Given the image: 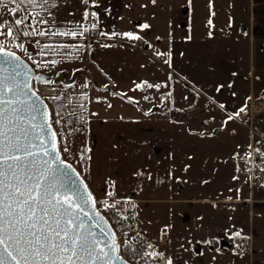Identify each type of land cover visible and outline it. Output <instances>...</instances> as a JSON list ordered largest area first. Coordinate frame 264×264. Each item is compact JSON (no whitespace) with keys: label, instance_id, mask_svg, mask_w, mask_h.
Returning <instances> with one entry per match:
<instances>
[{"label":"crops","instance_id":"1","mask_svg":"<svg viewBox=\"0 0 264 264\" xmlns=\"http://www.w3.org/2000/svg\"><path fill=\"white\" fill-rule=\"evenodd\" d=\"M164 5L169 11L163 23L164 37H161L168 43H180L181 71L171 65L170 47L163 51L150 43L152 38L136 34L147 39L149 50L155 55L163 53L157 56L229 110L237 112L236 109L248 105L251 99H264V0H166ZM150 17L154 23L155 16ZM116 36L128 38L121 34ZM117 47L110 46L104 52L106 60L102 58L99 63L104 73L103 80L100 79L102 87L111 88L109 91L118 96L113 95L114 99L108 100L111 107L101 104L93 109L86 124L88 146L82 178L93 197L100 199L113 193L119 198L132 199L135 204H172L187 200L186 193L208 190V196L192 200L229 205L226 212L234 213L236 222L231 225L238 230L227 238L230 240L235 232H240L241 238L247 237L248 248L244 255L248 264H264V192L257 194L263 188L253 194L249 191V196L240 199L248 207H240L239 213L238 182L225 176L226 172L230 173L225 169L222 148L218 150L217 160H210L209 165L214 174L224 166L222 173L228 184L225 195L220 189L223 174L208 178L213 180V187L205 183L204 154L210 151L207 141L226 129L194 130L172 120L167 107V113L161 109V103L166 106V70L140 52ZM145 82L152 87L145 86ZM228 123L231 121L222 124ZM228 131L232 133L234 129ZM226 142L232 155L231 141ZM232 188L236 189L233 197L229 195ZM200 213L198 210L197 217ZM243 219H247L248 227H242Z\"/></svg>","mask_w":264,"mask_h":264},{"label":"rangeland","instance_id":"2","mask_svg":"<svg viewBox=\"0 0 264 264\" xmlns=\"http://www.w3.org/2000/svg\"><path fill=\"white\" fill-rule=\"evenodd\" d=\"M40 2L42 3V0ZM165 2L166 0H156L155 4H153L152 0H102L94 10L96 13V25L101 28L102 33L108 35H112V33L123 35V33L132 32L135 35L142 34L152 38L149 40L150 43L163 51L170 47L168 50L171 51L173 57V61H170L171 65L181 71L180 43L176 41L175 43H168L163 38L164 35H162L164 33L163 23L169 11L164 5ZM26 6L30 11L31 26L35 33L44 31L47 35L41 36L44 38L42 45L35 41L24 45L23 48H19L15 46V42L9 44L10 37L7 40V44H9V48L16 51L22 49L29 51L32 58L38 59L40 57L51 62L47 67H40L32 59V67L37 72L53 77L62 72L66 73L68 77L76 76L75 82L68 87L52 83L51 85L55 86L57 91L59 90L58 93H50L52 95L42 93L39 86L40 83L33 81L32 87L49 105L50 122L57 134V146L60 149L62 159L71 164L83 177L85 175V154L88 146L87 121L93 114V109H96L101 104H105L108 107V100L111 97L114 99L113 95L118 96V93L112 94L109 91L111 88L102 87L100 83V79L103 80L104 73L102 64L99 62L104 58V52H107L112 45L94 42L87 44L72 39L74 35L70 33L79 32L80 28L85 24L84 0H49V3L43 7L28 4ZM151 14L155 16L154 23L151 20ZM40 20H47L48 23L41 24L39 23ZM0 23H4L1 17ZM144 24H148L150 27L145 29L143 28ZM60 32L69 34L59 35ZM104 45L108 46L105 47ZM53 61L56 63L53 64ZM62 94L68 95L70 97L69 101H66V104L62 102L63 108L59 109L61 112L56 110L53 115L52 110L55 111L53 107L54 101L60 100ZM54 97L55 99H53ZM83 97L86 103L78 102ZM139 104L136 103V105ZM248 105H246V109ZM161 109L166 111L164 102L161 103ZM245 112L239 117L246 121ZM54 116L56 117L54 118ZM77 123L80 124L78 125ZM183 123L194 130L201 129L198 124ZM221 128L226 130L215 134L212 139L207 141L210 151L206 150V155L204 154L207 165L205 171L207 181L205 183L207 186L211 185L213 187V180H208L214 174L213 168L209 164L210 160L214 158L217 160L218 150L220 151L219 148H222V156L226 158L227 164L225 169L230 173L226 172L225 176L237 177L234 180L238 182L237 189L239 191L236 193V189L232 188L229 191V195L233 197L236 193V197L239 199L237 203H241L237 204V209L240 213L241 208L248 207V204L240 201V199L249 196V188L243 173L237 166V161L246 152L245 147L248 145V135L245 127L236 121H231L226 126L222 125ZM230 128H233L234 132L230 133L228 131ZM227 140L231 141L232 152L236 155L233 153L231 155L229 152L230 148L225 146L224 143H227ZM65 146L69 148L68 152L63 151ZM81 156L84 159H81ZM223 170L224 166L220 172L217 169L214 175L220 173L221 176L223 174L221 177L223 183L220 189L224 196V191H226L225 188L228 184L224 182ZM216 184L219 185V183ZM263 189L259 190L257 194L263 193ZM208 192V190L204 191L203 189L202 191L189 192L184 195L188 197L186 198L187 200H180L172 204L136 203V219L140 231L151 242L159 246L160 251L164 253L165 259L171 257L174 264H248V258L244 255L248 248L247 241L236 236H232L230 240L227 238L231 232L238 230L231 225L236 222L234 213L226 212L229 209L227 207L230 206L214 204V201L209 200H192L193 198L203 199L204 196H208ZM215 193L219 192L215 191ZM198 210L201 213L197 217ZM237 218L240 222V216H237ZM243 220L245 222L242 227H248L247 219ZM239 222L238 225L240 224ZM166 225L170 227L165 229ZM161 235L165 236L163 241L161 240ZM211 236L214 239L210 240ZM206 238L210 239L207 240ZM237 239L239 240L238 244L236 242ZM237 245L240 247L237 248Z\"/></svg>","mask_w":264,"mask_h":264},{"label":"snow or ice","instance_id":"3","mask_svg":"<svg viewBox=\"0 0 264 264\" xmlns=\"http://www.w3.org/2000/svg\"><path fill=\"white\" fill-rule=\"evenodd\" d=\"M9 2L15 6L8 11L17 13L21 4L43 7L49 0H42V3L40 0ZM84 2L87 4L88 0ZM155 2L156 0H152L153 4ZM0 8H7L5 0H0ZM91 15L96 16V13L93 12ZM84 16L87 18L89 13L85 11ZM27 19L28 17L16 19L14 23L16 26H22ZM39 23L46 24L48 21L40 20ZM95 27L93 24V28ZM149 27L148 24L143 25L145 29ZM36 34L47 35L44 31ZM66 34L69 33H59ZM70 34L82 35L76 32ZM23 35L28 36L29 32L24 31ZM123 35L130 39H141L132 32ZM0 37L6 39L10 37L9 44L18 39L13 28L4 23H0ZM9 44L0 40V264H114L115 261L126 264L117 254L120 246L115 240L114 233H109L110 242H105L101 247L98 236L103 237L105 234V228L102 226L105 221L94 211L97 201L87 190V185L81 190L80 182L72 178L71 173L74 169L60 158L57 134L52 132V138H47L51 125L47 122V112L37 107L39 98L31 103L28 100H21L22 96L30 99L36 93L31 91L27 81L18 80L21 75L20 57L10 50ZM15 46L23 48L22 43ZM157 55L161 56L163 53ZM168 55L170 56V53ZM55 63L53 61V64ZM145 86L152 87L146 82ZM155 87L159 88L160 85ZM220 107L225 106L221 104ZM246 107V105L241 107L235 116L244 113ZM34 113L39 114V123H34L37 120ZM233 118L232 115L227 117L228 120ZM63 151L68 152L69 148L65 146ZM81 159L84 157L81 156ZM61 165L64 166L63 170L60 168ZM185 170L187 171V167ZM104 206L115 207V204L105 203ZM93 221L94 226L99 229L98 234L92 231ZM168 227L170 226L166 225L165 229ZM234 235L240 237L241 233L235 232ZM146 247L153 246L148 244ZM239 247L237 245V248ZM132 255L164 257L163 252L135 250ZM165 264H174L173 259L167 257Z\"/></svg>","mask_w":264,"mask_h":264},{"label":"built area","instance_id":"4","mask_svg":"<svg viewBox=\"0 0 264 264\" xmlns=\"http://www.w3.org/2000/svg\"><path fill=\"white\" fill-rule=\"evenodd\" d=\"M5 2L7 3V8H0V17L6 25L13 28L18 36V39L12 42L16 44L22 43L24 46L36 41L39 45H42V40H44V38L33 31L30 11L26 4H21L20 10L17 13H11L8 10L15 5L9 2V0H5ZM101 2L102 0H95V2H93V0H88L87 4H85V11L89 13V16L85 18V24L80 28V31L77 32L78 34L82 33V35H75L72 39L87 44L91 42L106 43L112 46L128 48L140 52L160 64V66L166 70L168 76L166 107L170 118L174 121L195 123L203 130H216L222 127V123L228 120L227 117L229 115H232L234 118L231 121H236L245 127L249 140L248 150L246 154L238 160L237 166L246 176L247 185L251 194H253L255 190L264 188V179L260 178L264 177V171H261V169H264V99L257 101H253V99L250 100L245 112L247 117L246 121L239 116H235L236 112L229 110L227 107L221 108V103L217 101L215 97L149 50L147 47L148 42L145 37L139 35L141 39H130L116 35H101L100 33H102V30L96 25V17L91 15ZM24 17H28L25 23L22 26H16L14 21ZM93 24L96 25L95 28H93ZM24 31H28L29 35L24 36ZM10 50L18 53L31 66H33L32 59L40 67H47L51 63L40 57L38 59L32 58L30 52L24 51L23 49L16 51L10 48ZM43 84L53 87V94L59 92V90H56L55 86L51 85L52 83ZM248 169H251V171H248ZM95 199L97 201L95 209L103 215L106 222L113 230L115 240L120 246L118 254L122 259L128 264H165V257L152 258L132 255L134 250L149 253L161 252L159 246L151 242L140 231L137 225L136 204L134 200L119 198L115 194L112 196L107 194L103 198ZM105 203L108 205L115 204V207L106 208L104 206ZM164 239L165 236L161 235V240L163 241ZM236 242L238 244L239 240L237 239ZM148 244H151L153 247L147 248L146 246Z\"/></svg>","mask_w":264,"mask_h":264},{"label":"water","instance_id":"5","mask_svg":"<svg viewBox=\"0 0 264 264\" xmlns=\"http://www.w3.org/2000/svg\"><path fill=\"white\" fill-rule=\"evenodd\" d=\"M13 52H15V51H13ZM16 55L20 57L19 64L21 66V75L18 77V80H20L21 82L27 81L31 91L36 93V95L30 97V99L22 96L21 100H28V102L31 103L32 101H37V98H39L38 103H37V107L40 108L42 111L47 112V114H48L47 122L51 125L49 105H48L47 101L39 93H37L33 89V87H32L33 81L36 83H46V84L55 83V84H62L63 86H71L75 82L76 76L68 77L66 73L62 72V73L57 74L55 77H53V76L47 75L45 73L35 72V70L32 68V66L27 61H25L18 53H16ZM25 111H27V110H25ZM34 115H37V120L34 121V123H39V114L34 113ZM37 132H39V129H37ZM52 132H55V130H54L53 126L51 125V129L48 130V133H49L48 137H47L48 139L52 138L51 137ZM56 142H57V137H56ZM60 158L62 159L61 153H60ZM66 163L69 164L68 162H66ZM54 167H55V165H54ZM60 168H61V170H63L64 166L61 165ZM71 168L74 169V172L71 173L72 178L77 180L78 182H80V188H81V190H83L84 185H87L86 182L84 181L82 176L77 172V170L72 165H71ZM87 190L90 191L88 186H87ZM86 211H87V209H86ZM94 211H95V213H98L100 217H103V215L98 210L94 209ZM91 214L92 213H90V215ZM103 219H104L105 223L102 226L105 228V234L103 237L98 236V238L101 240V247L104 246L105 242H110L111 237L109 236V233H113V230L111 229L109 224L106 222L104 217H103ZM91 223H92V231L94 233L98 234L99 229L94 226L95 222L93 221ZM105 250H107V249H105ZM114 264H120V261H115ZM126 264H128V263L126 262Z\"/></svg>","mask_w":264,"mask_h":264},{"label":"trees","instance_id":"6","mask_svg":"<svg viewBox=\"0 0 264 264\" xmlns=\"http://www.w3.org/2000/svg\"><path fill=\"white\" fill-rule=\"evenodd\" d=\"M0 40H3V42H4L5 44H7V40H8V38L6 39L5 37H0ZM65 87H68V86H65ZM69 98H70V97H68V95H66V94H62V95L60 96V100L54 101V105H53V107H54L55 111L52 110V114L54 115V113L56 112V110L59 111L60 108H63V104H62V102H65V104H66V101H69ZM76 98H77V97H76ZM58 101H59V103H58ZM78 102L86 103V100H85V98L83 97V98L80 99ZM59 112H61V111H59ZM55 117H56V116H54V118H55ZM77 124L79 125L80 123H77ZM242 239L245 240L244 238H242Z\"/></svg>","mask_w":264,"mask_h":264},{"label":"bare ground","instance_id":"7","mask_svg":"<svg viewBox=\"0 0 264 264\" xmlns=\"http://www.w3.org/2000/svg\"><path fill=\"white\" fill-rule=\"evenodd\" d=\"M40 86H41L42 92L45 93V94H50V93L54 92L53 87L47 86V85H45L43 83H41Z\"/></svg>","mask_w":264,"mask_h":264}]
</instances>
